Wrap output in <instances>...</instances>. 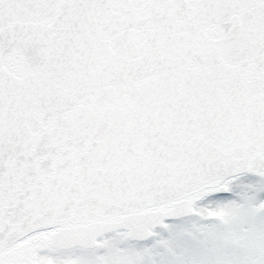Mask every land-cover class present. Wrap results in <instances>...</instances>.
I'll use <instances>...</instances> for the list:
<instances>
[{"label": "snow or ice", "instance_id": "obj_1", "mask_svg": "<svg viewBox=\"0 0 264 264\" xmlns=\"http://www.w3.org/2000/svg\"><path fill=\"white\" fill-rule=\"evenodd\" d=\"M0 264H264V0H0Z\"/></svg>", "mask_w": 264, "mask_h": 264}]
</instances>
